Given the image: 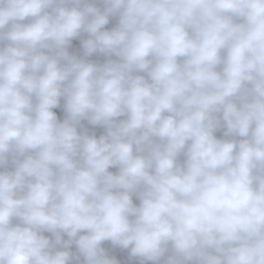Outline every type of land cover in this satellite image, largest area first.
Segmentation results:
<instances>
[{
    "label": "clouds",
    "instance_id": "9594fccd",
    "mask_svg": "<svg viewBox=\"0 0 264 264\" xmlns=\"http://www.w3.org/2000/svg\"><path fill=\"white\" fill-rule=\"evenodd\" d=\"M0 264H264V0H0Z\"/></svg>",
    "mask_w": 264,
    "mask_h": 264
},
{
    "label": "rangeland",
    "instance_id": "374dc122",
    "mask_svg": "<svg viewBox=\"0 0 264 264\" xmlns=\"http://www.w3.org/2000/svg\"><path fill=\"white\" fill-rule=\"evenodd\" d=\"M111 26H112V24H110L108 27H111ZM78 47H79V42H78V41H73V48L76 49V48H78ZM70 50H72V49H70ZM91 59H93V60H97V61H99V62H102L104 58H103V57H100V56H94V57H92ZM55 111L57 112V114H58V116H59L60 118H63L62 109H55ZM216 135H217L218 138L221 137V136H222V130H221V131H218V132L216 133ZM134 202L139 203V201L136 200L135 198H134ZM46 235H48V234L46 233ZM105 246H106V247H109L108 244H106ZM118 258H119V257H118Z\"/></svg>",
    "mask_w": 264,
    "mask_h": 264
},
{
    "label": "built area",
    "instance_id": "2783aa9c",
    "mask_svg": "<svg viewBox=\"0 0 264 264\" xmlns=\"http://www.w3.org/2000/svg\"><path fill=\"white\" fill-rule=\"evenodd\" d=\"M102 131H103V129H99V128L96 129V133H97V135H99ZM180 159L183 160V157L181 156ZM110 170H111V171H116V169H110Z\"/></svg>",
    "mask_w": 264,
    "mask_h": 264
}]
</instances>
